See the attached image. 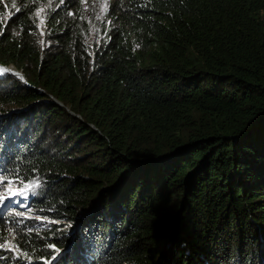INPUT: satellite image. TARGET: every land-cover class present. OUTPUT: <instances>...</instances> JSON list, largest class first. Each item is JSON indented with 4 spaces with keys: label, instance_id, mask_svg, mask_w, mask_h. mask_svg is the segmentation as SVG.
Wrapping results in <instances>:
<instances>
[{
    "label": "trees",
    "instance_id": "16d2710c",
    "mask_svg": "<svg viewBox=\"0 0 264 264\" xmlns=\"http://www.w3.org/2000/svg\"><path fill=\"white\" fill-rule=\"evenodd\" d=\"M0 64V176L43 218L4 201L31 259L0 264H264V0H0Z\"/></svg>",
    "mask_w": 264,
    "mask_h": 264
},
{
    "label": "snow or ice",
    "instance_id": "6c2138e0",
    "mask_svg": "<svg viewBox=\"0 0 264 264\" xmlns=\"http://www.w3.org/2000/svg\"><path fill=\"white\" fill-rule=\"evenodd\" d=\"M86 0H81V3H85ZM65 3V0H60V4ZM51 5V0H49V6ZM17 11H19V9H17ZM44 9L41 8L36 15L39 16L40 12H43ZM69 15H73V13H69ZM41 23H43V20H41ZM41 44H43V41H40ZM136 47H139V45H136ZM10 69L4 68V67H0V76H3L7 73H10ZM14 75L19 77V73H14ZM5 181V177L0 176V184H3ZM38 181L36 183H30L26 186V189L21 190L19 193L13 191L12 189V185L11 182H9L6 186V194L8 196H12V195H27V189H35V187L38 186ZM6 194L5 193H0V202H2L5 198H6ZM17 216L20 217H25V213L23 212H17L16 213ZM25 218H30V217H25ZM36 219H41L40 217H36ZM24 221L20 220L17 221L18 224H22ZM50 223H55L54 221H51ZM10 234H13V230L12 229H8ZM29 231H31V229H29ZM13 238H14V234H13ZM49 248L53 249L54 252L59 255L60 253V249L56 248L55 245L53 244H49L48 245ZM0 250H5L7 252H11V253H15V256L13 257L14 259H19L20 257H26L27 259H31V257H28L26 253H22L20 252L18 246H14L12 245L8 240H5L4 243L0 244ZM57 255L52 256L51 260L47 261V264H52V260H56L57 259Z\"/></svg>",
    "mask_w": 264,
    "mask_h": 264
},
{
    "label": "rangeland",
    "instance_id": "374dc122",
    "mask_svg": "<svg viewBox=\"0 0 264 264\" xmlns=\"http://www.w3.org/2000/svg\"><path fill=\"white\" fill-rule=\"evenodd\" d=\"M70 1H72V0H67V4H69L70 3ZM81 1V0H80ZM112 0H86V2L85 3H82L83 5H84V8H85V10L86 9H90V8H98L99 7V9H101V10H104L106 7H108L109 6V4H110V2H111ZM76 4V2L74 3V5ZM9 68L11 67V68H14L13 66H8ZM15 69V68H14ZM19 71H17V73H18ZM10 73L11 74H14V73H12V71H10ZM18 77V76H17ZM19 78H21V77H19ZM22 80H24L25 81V77L24 78H21ZM9 183V181H7L6 179H5V181H4V183L3 184H0V193H5L6 194V186H7V184ZM11 185H12V189H13V191H15V192H17V193H19L21 190H24L23 189V185H20V183H17V182H13V181H11ZM19 194H17V195H12V196H8L7 194H6V198L2 201V202H0V206L4 203V201L6 200V199H8V198H12V199H14V202L15 203H18V202H23V203H21V211L23 212V213H25V217H30V218H28V219H32V218H35L36 219V217H40V218H42L41 217V214L39 213V211H35L34 209H32V207H31V205L30 204H28V203H25V201L23 200V201H20L19 200V196H18ZM12 206H9L8 208H7V210L5 211V214H7V212L8 211H10V208H11ZM24 218V217H23ZM42 220H43V218H42ZM47 221V220H46ZM48 221H54L55 223H58L59 225L60 224H62V225H65L63 222H65V221H63V222H60V221H55V220H48ZM54 254L55 255H57L55 252H54Z\"/></svg>",
    "mask_w": 264,
    "mask_h": 264
},
{
    "label": "water",
    "instance_id": "95a60500",
    "mask_svg": "<svg viewBox=\"0 0 264 264\" xmlns=\"http://www.w3.org/2000/svg\"><path fill=\"white\" fill-rule=\"evenodd\" d=\"M0 66L8 68V66L2 65V64H0ZM12 73H17V72H12ZM18 73L20 74L19 77L24 78V74L23 73H21V72H18ZM82 220H83V218L81 220H79L78 224L76 225V227H75V231L76 232L79 229Z\"/></svg>",
    "mask_w": 264,
    "mask_h": 264
},
{
    "label": "bare ground",
    "instance_id": "6f19581e",
    "mask_svg": "<svg viewBox=\"0 0 264 264\" xmlns=\"http://www.w3.org/2000/svg\"><path fill=\"white\" fill-rule=\"evenodd\" d=\"M0 67H2V66H0ZM4 68H6V67H4ZM9 68V67H8ZM10 69V68H9ZM13 72V71H12Z\"/></svg>",
    "mask_w": 264,
    "mask_h": 264
}]
</instances>
